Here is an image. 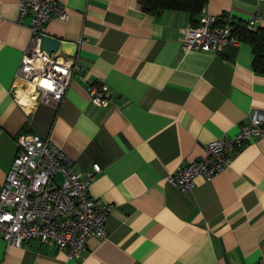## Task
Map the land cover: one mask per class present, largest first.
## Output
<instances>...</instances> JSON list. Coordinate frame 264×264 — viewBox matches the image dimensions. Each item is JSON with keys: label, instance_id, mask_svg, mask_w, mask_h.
Listing matches in <instances>:
<instances>
[{"label": "crops", "instance_id": "0c3cea01", "mask_svg": "<svg viewBox=\"0 0 264 264\" xmlns=\"http://www.w3.org/2000/svg\"><path fill=\"white\" fill-rule=\"evenodd\" d=\"M58 1L68 18L52 16L46 33L76 41L79 68L56 110L11 93L30 19L19 20V0H0V187L15 136L50 137L75 171L99 164L87 192L112 205L107 236L89 237L77 259L37 240L7 246L0 236V264H264V138L250 137L191 190L168 181L208 142L235 135L252 109L264 112V74L252 68L250 45L185 51L187 11L150 14L138 0ZM203 12L220 25L257 12L254 27H264V0H207ZM100 81L106 107L87 92Z\"/></svg>", "mask_w": 264, "mask_h": 264}, {"label": "built area", "instance_id": "2783aa9c", "mask_svg": "<svg viewBox=\"0 0 264 264\" xmlns=\"http://www.w3.org/2000/svg\"><path fill=\"white\" fill-rule=\"evenodd\" d=\"M52 16L68 18L58 0H19V20L30 19L31 35L11 93L18 103L43 104L58 110L79 66L75 54L67 55L62 50L48 53L41 48V36L46 34ZM260 19L256 12L245 23L254 27ZM217 20L202 10L197 23L182 30L183 50L220 52L226 45L240 42L231 25H220ZM87 92L93 104L109 105L104 82L88 85ZM23 93L25 101L20 100ZM248 119L235 135L208 142L203 155L180 165L168 181L181 191L191 190L197 178L209 179L225 168L250 137L264 138V112L252 109ZM15 140L16 152L0 187L1 238L7 246L37 240L61 249L69 259L79 258L89 237L107 236L105 224L112 205L97 201L87 192L90 181L101 170L99 164L93 163L84 173L77 172L50 137L20 132Z\"/></svg>", "mask_w": 264, "mask_h": 264}, {"label": "trees", "instance_id": "16d2710c", "mask_svg": "<svg viewBox=\"0 0 264 264\" xmlns=\"http://www.w3.org/2000/svg\"><path fill=\"white\" fill-rule=\"evenodd\" d=\"M138 3L150 14H158L167 9L187 11L191 15V23L196 24L207 0H138ZM218 22L222 23V20L218 19ZM231 26L238 40L250 45L253 70L264 74V27H247L245 21L234 22Z\"/></svg>", "mask_w": 264, "mask_h": 264}, {"label": "water", "instance_id": "95a60500", "mask_svg": "<svg viewBox=\"0 0 264 264\" xmlns=\"http://www.w3.org/2000/svg\"><path fill=\"white\" fill-rule=\"evenodd\" d=\"M41 48L48 53L62 50L67 55H73L76 53L78 46L73 41L62 40L46 33L41 36Z\"/></svg>", "mask_w": 264, "mask_h": 264}]
</instances>
